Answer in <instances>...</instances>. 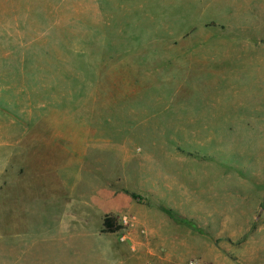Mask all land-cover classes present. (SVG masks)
Segmentation results:
<instances>
[{"label":"rangeland","instance_id":"obj_1","mask_svg":"<svg viewBox=\"0 0 264 264\" xmlns=\"http://www.w3.org/2000/svg\"><path fill=\"white\" fill-rule=\"evenodd\" d=\"M218 10L206 0H0V264L46 255L39 216L17 215L32 205L18 198L32 193L34 168L50 181L80 169L139 193L144 223L116 216L134 226L106 243L135 229L146 264L203 261L156 247L159 217L175 237H207L206 261L264 264V216L234 219L238 195L264 205V14Z\"/></svg>","mask_w":264,"mask_h":264},{"label":"crops","instance_id":"obj_2","mask_svg":"<svg viewBox=\"0 0 264 264\" xmlns=\"http://www.w3.org/2000/svg\"><path fill=\"white\" fill-rule=\"evenodd\" d=\"M205 1V0H204ZM208 2L219 3L222 10L217 12L224 15H250L252 13H263L264 0H206ZM261 8V9H259ZM228 9V10H226ZM203 12V11H202ZM36 177L32 193L26 197L18 198V203L28 205L24 212L17 210V215L21 219L30 222L37 214L42 222L38 228L42 235L39 236L43 242L48 245L43 248V258L40 264H146L138 250L139 237L135 229L130 233L127 241L122 245H109L108 237L115 233H102V220L105 215L118 216L128 214L142 221L143 208L138 202L139 193L128 188L112 187L110 182L102 184L91 175L82 177L80 169H69V173L64 170H57L53 173L51 181L48 174L46 175L41 168H34ZM40 170V171H39ZM107 177L112 179V174L107 172ZM24 195V194H23ZM132 195H135L134 198ZM246 196V194H244ZM264 197V193H263ZM249 197L242 195L236 196L235 212H239L240 217L234 218L238 223H249L257 221L258 215L264 216L263 207L257 208V203L250 202ZM200 206L208 211L209 197L208 191L199 199ZM257 209V214H255ZM66 214H96L100 220L99 225L95 228L88 224L86 220H75L73 218L65 219ZM41 214V216H40ZM55 217L57 220H55ZM163 218V217H162ZM158 218L159 224L154 228V238H157L156 247H169L168 251L176 249H185L192 253L195 259L201 258L199 264H221L218 261L209 262L204 260L203 253L212 248V243L206 237L200 241L196 235L186 234L183 237H175L174 233L165 230L162 222L164 219ZM55 220V221H54ZM34 221L32 220V224ZM207 221L205 222L206 225ZM168 224V223H166ZM34 226V225H33ZM23 230L16 229L10 236L13 239L21 240L23 236L19 233ZM240 235V234H239ZM184 238V239H183ZM201 239V237H200ZM199 252L197 246H199ZM136 245V248H134ZM131 247V248H130ZM26 247L24 250H28ZM134 252L131 253L129 249ZM216 247L213 246V249ZM217 250V249H215ZM201 253V254H200ZM89 256V257H88ZM88 257V258H87ZM156 259V260H155ZM20 263V262H19ZM18 263V264H19ZM150 264H179L170 260H160V256L154 257L153 263Z\"/></svg>","mask_w":264,"mask_h":264},{"label":"trees","instance_id":"obj_3","mask_svg":"<svg viewBox=\"0 0 264 264\" xmlns=\"http://www.w3.org/2000/svg\"><path fill=\"white\" fill-rule=\"evenodd\" d=\"M134 198H136L135 195H132ZM166 214L176 220V221H182L179 217H177L172 211L165 210ZM189 223V222H188ZM190 225V223H189ZM121 224L118 222L117 217L113 215H105L102 220V233H117L120 230H122Z\"/></svg>","mask_w":264,"mask_h":264},{"label":"built area","instance_id":"obj_4","mask_svg":"<svg viewBox=\"0 0 264 264\" xmlns=\"http://www.w3.org/2000/svg\"><path fill=\"white\" fill-rule=\"evenodd\" d=\"M119 223L121 224L122 227H124V226L125 227H133L134 226L133 219H129L126 216L121 217ZM120 240L123 242L126 240V237L122 235ZM189 264H193V263H189Z\"/></svg>","mask_w":264,"mask_h":264}]
</instances>
